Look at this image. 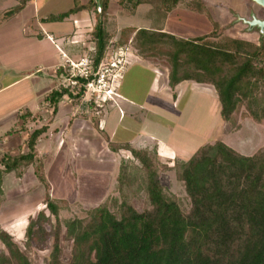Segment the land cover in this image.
<instances>
[{
	"label": "trees",
	"instance_id": "trees-1",
	"mask_svg": "<svg viewBox=\"0 0 264 264\" xmlns=\"http://www.w3.org/2000/svg\"><path fill=\"white\" fill-rule=\"evenodd\" d=\"M30 1L15 0L3 16L18 14ZM72 1L67 12L47 20L63 21L70 15L94 11L90 39L96 68L110 40L104 19L110 0H88L84 5L80 0ZM180 2L117 0L128 16H133L140 5H148L157 18L153 28L122 29L116 45L130 46L142 60L161 62L171 89L183 82L211 87L219 103L221 122L230 123L239 116L264 129V31L258 43L230 38L221 35L211 19L212 30L207 35L183 39L163 32L162 22ZM186 7L210 18L200 0H189ZM83 89L73 98L80 97ZM65 95L72 97L67 88L47 94L45 101L52 113ZM19 119V130L23 131L31 121L30 115L21 114ZM233 127L238 131L237 124ZM46 131L42 125L29 134L26 152L0 155V206L5 200L3 178L7 174L21 179L31 167L44 190L42 208L27 218L22 249L0 226V264H32L30 252L46 250V264H264V146L247 157L215 141L200 146L187 161L175 160L168 166L158 161L155 152L110 143L98 130L111 152L126 151L130 155L120 162L116 176L113 192L119 201L107 196L99 205L85 210L84 218L61 221L59 213L70 206L50 196L35 147ZM168 171L174 173L183 189L187 208L161 185L160 175ZM142 198L139 211L134 202ZM62 236L71 242L66 262L62 261Z\"/></svg>",
	"mask_w": 264,
	"mask_h": 264
},
{
	"label": "crops",
	"instance_id": "crops-1",
	"mask_svg": "<svg viewBox=\"0 0 264 264\" xmlns=\"http://www.w3.org/2000/svg\"><path fill=\"white\" fill-rule=\"evenodd\" d=\"M38 1L31 0L11 17H4L6 9H0V155L16 156L26 152L29 134L45 125L47 131L38 138L35 147L43 163L49 193L54 199L66 200L69 205L81 204V207L86 204L94 207L113 192L120 162L130 159L126 151L111 152L98 130L110 143L155 152L158 161L168 166L175 160L187 161L199 148L188 150L192 141L189 124H206V104L210 108L213 89L193 82H183L171 89L166 70L159 66V61H145L135 55L117 82L116 95L106 103L107 108L98 119L87 117L67 95L61 98L52 113L45 97L57 89V71L65 62L62 54L73 62L82 58L85 54L82 41L93 23L88 20L89 15L84 14L81 18V13L63 21L79 24L77 18L80 17L89 21L87 25L74 28L62 26V21H49L48 17L58 13L38 5ZM200 2L210 14L207 8L210 0ZM116 3L117 0L109 1L107 14L110 18L122 17ZM240 4L238 2L237 6ZM145 6L146 11L149 10ZM209 16L191 11L180 2L167 14L160 28L179 38H195L211 32L212 16ZM143 18L145 27L124 26L151 28V21L147 16ZM132 70L138 71L137 77L140 73L148 74L150 80L146 88H124V78ZM196 106L197 115L191 116L189 109ZM21 114H29L31 120L23 131L19 130ZM166 174L174 175L172 171L162 173V186L161 178ZM29 189L42 193L40 201L34 204L37 212L42 207L44 190L36 181L32 168L29 167L21 179L7 174L3 178L5 200L0 206V215L13 195L29 192ZM34 213L23 216L28 215L27 219Z\"/></svg>",
	"mask_w": 264,
	"mask_h": 264
},
{
	"label": "rangeland",
	"instance_id": "rangeland-1",
	"mask_svg": "<svg viewBox=\"0 0 264 264\" xmlns=\"http://www.w3.org/2000/svg\"><path fill=\"white\" fill-rule=\"evenodd\" d=\"M82 2H88V0H81ZM181 3L187 5L189 0H180ZM241 3L239 6L237 4ZM210 5H208V10L210 12L209 15L212 16V20L215 21L218 25L219 32L221 35L235 38V39H244L251 42L258 43L259 39L261 38L260 30L258 27H254L250 30L246 27L244 22L251 21L252 19L264 20V9L256 6L252 0H210ZM16 4L15 0H0V9L9 10ZM38 5H44L50 8L52 13L56 12L58 14L67 12L68 7L72 8L73 1L72 0H39L37 2ZM117 4V3H116ZM118 6V5H117ZM148 6V5H147ZM119 7V6H118ZM146 6L141 5L137 9L135 16H128V13L125 11H121L122 17H115L110 18L107 13L104 14L106 31L110 35V40L108 41L107 48L105 50L103 59L101 60L100 65L96 68L93 66V52L94 43L90 39V32L85 34V38H83V44L85 45L84 53L89 57L91 61V68L94 74H103L109 66L111 61L120 60L121 64L117 66L116 75L119 78L121 76L125 67L130 63L131 57L135 56V51L128 45L126 46H119L116 45V42L119 39L120 32L122 29L127 28L124 25H137L143 26L147 25L145 23L144 16H147L149 21H151V27L153 26V20L156 21L157 15L152 13V11L147 10ZM148 8H150L148 6ZM5 10V11H6ZM113 9L109 12L112 13ZM151 12V13H150ZM80 17L82 18L84 14L86 16L89 15V21L92 22V27L95 24V12H80ZM83 13V14H82ZM97 14H100L97 12ZM56 14V15H58ZM71 15L69 16V18ZM78 17L79 24L73 21H69L67 24L62 21V26L64 24L67 27H71V25L75 28L80 25H87L89 21H84L83 19ZM115 20V21H114ZM117 20V21H116ZM144 20V21H143ZM58 22V21H57ZM120 26H119V25ZM70 25V26H69ZM159 23L157 24V26ZM91 27V28H92ZM135 28V27H133ZM91 30V29H90ZM93 43V44H92ZM159 62V66H162ZM62 70V75L57 76L55 79L57 81V88H65L69 83L68 79L70 77V71L67 66H65ZM138 71L132 70L129 72L124 78V88L127 89L128 87L132 89L133 87H141L146 88L149 82L148 74L146 73H139ZM99 75L94 77L93 87L91 89L84 88V93L82 97L73 98L79 92L81 88H72V86L67 87V89L71 92L73 100L75 103L79 104L80 101H83L82 104H89L88 109L91 111L90 114H87V117H92L94 119H98L104 110L107 108L106 103L101 101L104 98V91L109 87L108 85H113L111 83L112 78L111 76L105 77V82L107 85L104 86L102 83H97ZM109 78V79H108ZM117 78V79H118ZM104 86V87H103ZM66 89V88H65ZM99 97L95 99V96ZM96 103H94V101ZM198 106V103H197ZM197 106L196 108L189 109V114L197 115ZM182 107V106H181ZM203 114V113H202ZM237 124L239 126L238 131L234 130L233 125ZM181 127V126H180ZM179 127V129H180ZM178 129V127H177ZM189 132L192 141L190 142L191 145L188 146V150L195 149L197 147L203 146L205 144H212L215 141H221L228 147L232 148L234 151L239 153L242 156H252L258 149L264 146V129L262 126L257 125L256 123L252 122L250 119L241 120L239 116L233 117L230 123H223L219 117V103L215 98L214 91H213V99L211 101V106L208 108L206 104V124H189ZM189 155V154H188ZM192 156V155H191ZM164 164V163H161ZM172 166V163L169 164ZM162 184L165 186V190L168 195H171L177 198L184 208H187V200L185 198L183 189L179 185L178 182L175 181L173 174H166L165 177L161 178ZM10 188V186H9ZM24 194V195H23ZM42 193L36 192V190L32 191L29 189V192L26 191L16 193L13 195V199L10 198V201L3 206L0 215V226L6 230L10 235L13 236L15 242L18 244L20 249H22V241L23 232L27 223L26 216L29 214H33L35 212L34 204L37 201H40ZM44 195V192H43ZM24 196V197H23ZM51 196V194H50ZM108 196H111L119 201L118 195L114 192H111ZM30 198V200H29ZM43 200V199H42ZM59 200V199H58ZM66 201V200H65ZM104 201V200H103ZM102 201V202H103ZM67 202V201H66ZM101 202V203H102ZM143 198L138 202L135 201V207L140 211L142 209ZM11 204L14 206L12 208ZM69 204V202H67ZM100 204V203H99ZM98 204V205H99ZM20 206L16 208V206ZM91 205L93 204H86L85 206L81 207V204L77 205H69L70 208L66 211H61L59 213V217L61 221L65 220H72V219H81L85 217V210L92 208ZM97 206V205H96ZM95 207V206H94ZM42 207L40 206L39 209ZM24 214H28L23 216ZM36 212L34 213V215ZM53 220V219H52ZM60 246L62 249V261L66 262L70 256L71 250V242L61 237ZM48 256V250L42 252H30V258L32 264H46Z\"/></svg>",
	"mask_w": 264,
	"mask_h": 264
},
{
	"label": "built area",
	"instance_id": "built-area-1",
	"mask_svg": "<svg viewBox=\"0 0 264 264\" xmlns=\"http://www.w3.org/2000/svg\"><path fill=\"white\" fill-rule=\"evenodd\" d=\"M97 12L100 13L99 7H97ZM62 57L65 59V62L61 68L63 69L65 66H67L69 71H70V77L68 79L69 83L67 84V86H65V88L70 87V86H72V88H74V87L80 88L81 84H80L79 80H85L86 84L81 85V87L82 88L86 87L88 90L91 89L93 87V82L95 81L94 77L99 75V74L93 73V70L91 68V61L89 60V57L84 54L82 56V58H80L77 62H73V61L66 59L63 54H62ZM100 63H99V65H100ZM120 64H121V62L118 59L115 61H111L109 63L108 69L103 74H100L98 80H96L97 83L100 82V83L104 84V86H105V85H107V83L105 82V77L111 76V78H112L111 83L113 85L112 86L108 85L109 87L104 91V98L101 99V101H103L104 103L111 101L113 99V97L116 95L115 89L117 88V82L121 76L119 75V78H118L115 73H116V70L118 68L117 66H119ZM83 93H84V89H83ZM83 93H82V95H83ZM82 95L80 97H82ZM98 98L99 97H97V95H96L95 99H98ZM93 101H94V103H96L95 100H93ZM82 103H83V101H80V103L77 104L79 106V109H83L86 114H90L91 111L88 109L89 104H82Z\"/></svg>",
	"mask_w": 264,
	"mask_h": 264
},
{
	"label": "water",
	"instance_id": "water-1",
	"mask_svg": "<svg viewBox=\"0 0 264 264\" xmlns=\"http://www.w3.org/2000/svg\"><path fill=\"white\" fill-rule=\"evenodd\" d=\"M252 2L264 9V0H252ZM245 24H247L248 26V30L254 28V27H258L259 30H260V33H262L264 31V20L263 21H260V20H256V19H252L251 21H248V22H244Z\"/></svg>",
	"mask_w": 264,
	"mask_h": 264
},
{
	"label": "flooded vegetation",
	"instance_id": "flooded-vegetation-1",
	"mask_svg": "<svg viewBox=\"0 0 264 264\" xmlns=\"http://www.w3.org/2000/svg\"><path fill=\"white\" fill-rule=\"evenodd\" d=\"M246 25V24H245ZM246 27L248 28V26L246 25Z\"/></svg>",
	"mask_w": 264,
	"mask_h": 264
}]
</instances>
